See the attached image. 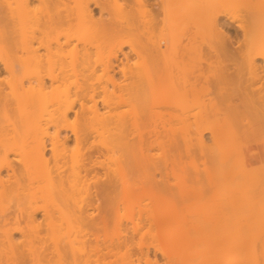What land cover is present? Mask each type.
<instances>
[{
    "label": "bare ground",
    "instance_id": "1",
    "mask_svg": "<svg viewBox=\"0 0 264 264\" xmlns=\"http://www.w3.org/2000/svg\"><path fill=\"white\" fill-rule=\"evenodd\" d=\"M0 64V264H264V0H0Z\"/></svg>",
    "mask_w": 264,
    "mask_h": 264
},
{
    "label": "rangeland",
    "instance_id": "2",
    "mask_svg": "<svg viewBox=\"0 0 264 264\" xmlns=\"http://www.w3.org/2000/svg\"><path fill=\"white\" fill-rule=\"evenodd\" d=\"M36 5H37V3H36ZM96 12H97V9H96ZM161 45L164 46V45H165V42H162ZM2 68H3V67H2V65L0 64V70H1ZM225 145H226V144H224V146H225ZM224 146H219V147L222 148V147H224ZM219 147H218V148H219ZM220 148H219V149H220ZM156 152H158V150H157ZM218 160H219V158L217 159V161H218ZM179 162H180V159H179ZM200 162H201V161H200ZM202 162H204V161L202 160ZM219 162H220V161H219ZM200 164L202 165V163H200ZM203 165H204V163H203ZM203 165H202V167L200 166L201 169L203 168ZM217 166L220 167V165H217ZM217 166H216V167H217ZM252 166H254V165H252ZM216 167H215V168H216ZM218 167L216 168V171H215L216 173H219V172H220V170H218V169H219ZM225 168H226V167H225ZM254 168L258 169L257 167H253L252 169H254ZM226 169L228 170L229 167L226 168ZM250 169H251V168H250ZM218 175H219V178H221V177H220V174H217V177H218ZM217 179H218V178H217ZM204 180H205V179H204ZM219 181H221V179H220ZM205 182H206V181H205ZM205 182H204V183H205ZM204 183H203V184H204ZM208 183H210V182L208 181ZM208 183H207V184H208ZM217 183H218V181H217ZM217 183H215V184H217ZM203 184H202V185H203ZM204 185H205V184H204ZM206 186H207V185H206ZM208 186H211V184H208ZM208 186H207V188H208ZM204 187H205V186H204ZM215 187L220 188L219 185H218V186L214 185V188H215ZM209 189H210V188H209ZM209 189H208V190H209ZM205 190H207V189H205ZM211 190H213V188L210 189V191H208L210 194H212V191H211ZM216 190H217V189H216ZM217 192H218V191H217ZM251 192H252V190H251ZM209 193L206 194V193L204 192V195H205L204 197H207V195H209ZM214 193H215V192H214ZM214 193H213V194H214ZM221 193H222V192H221ZM221 193H220V194H221ZM218 194H219V193H218ZM218 194H217V195H218ZM255 194H256V193H255ZM217 195H216V196H217ZM223 195H224V194H222L221 196H223ZM209 196H210V195H209ZM214 196H215V195H214ZM224 196H225V195H224ZM224 196H223V197H224ZM251 196H252V195H251ZM204 197H202V200H201V201L199 200L200 202L198 201V203H202L203 200H205V201L203 202V203H205L207 200L204 199ZM210 197H211V196H210ZM210 197H209V198H210ZM225 197H226V196H225ZM235 197H236V196H235ZM213 198H214V197H213ZM217 198H220L219 200H222V199H221L222 197H220V195H219V197L217 196ZM232 198H233V197H232ZM253 198H254V199L257 198L256 201H262V202H263V200H260V199H259L260 197H259L257 194H256V196H254ZM224 199H225V198H224ZM250 199H251V197H250ZM258 199H259V200H258ZM214 200H215V199H214ZM217 200H218V199H217ZM226 200H227V199H226ZM226 200H223V201H226ZM234 200H235V199H234ZM236 200H237V199H236ZM252 200H253V199H252ZM209 201H210V199H209ZM250 201H251V200H250ZM216 202H217V201H216ZM220 202H221V201H220ZM254 202H255V201L250 202V205H249V206H251V208H252V209H250V211H247L248 209H247V208H244L243 206H242V207L239 206V205L237 206V207H241V208H243L244 210L247 209V210L245 211L246 213L243 211V209H241L242 212L244 213V216L247 215V216H245V218L247 217L246 219L252 218L251 216L248 218L249 213H252L251 211H256L257 213L261 212V211L259 210V205H258V204H261V202H260V203H258V202H255V203H254ZM191 203H192V202H191ZM193 203H194V201H193ZM193 203H192V204H193ZM208 203H209V202H208ZM224 203H225V202H224ZM256 203H258V204H256ZM218 204H219V203H218ZM222 204H223V202H222ZM222 204H221V205H222ZM227 204H228V203H227ZM237 204H238V202H237ZM205 205H206V204H205ZM224 205H225V204H224ZM230 205H232V204H230ZM234 205H235V204H234ZM261 205L263 206V204H261ZM179 206H180V205H179ZM247 206H248V205H247ZM247 206H246V207H247ZM262 206H261V207H262ZM208 207H209L208 210H210V211L213 209V208L210 209L211 206H209V204H208ZM225 207H227V206L225 205ZM225 207H222L223 210H222L221 212H223L224 210H226L227 212H229V213H227V215L231 216L230 212H231L232 210L229 208V207H231V206H228V207H227V208L230 209V211H228L227 209H224ZM234 207H236V206H234ZM237 207H236V208H237ZM261 207H260V209H261ZM216 208H217V207H215V209H216ZM218 208H219L218 210H219V212H220V206H219ZM249 208H250V207H249ZM239 209H240V208H239ZM239 209H238V210H239ZM213 210H214V209H213ZM213 210L211 211V213H212V212H213V213L215 212V211H213ZM234 210H235V209H234ZM236 210H237V209H236ZM236 210H235V211H236ZM262 210H263V209H262ZM210 211L208 212V214L211 216L212 214L210 213ZM226 211H224V212H226ZM239 211H240V210H239ZM258 211H259V212H258ZM248 212H249V213H248ZM235 213H236V212H235ZM243 213H241V214L239 213V214H240V215H239V214H238V211H237L236 214H237V216H240V217L242 216V217H243ZM247 213H248V214H247ZM262 213H263V212H262ZM262 213H261L260 216H263V215H264V214L262 215ZM255 214H256V213H255ZM219 215H220V217H221V214H220V213H219ZM257 215H258V214H257ZM205 216H206V215H205ZM205 216L203 215L202 217L205 218ZM207 216H208V215H207ZM224 216H225V215H224ZM229 216H227V217H229ZM252 216H253V215H252ZM40 217H41V215H40ZM202 217H201V218H202ZM208 217H209V216H208ZM213 217H214V215H213ZM213 217H212V219H214ZM227 217H226V218H227ZM234 217H235V216H233V218H234ZM257 217H258V216H257ZM257 217H256V218H257ZM209 218H210V217H209ZM223 218H225V217H223ZM223 218H222V219H223ZM230 218H231V217H230ZM237 218H238V217H237ZM237 218H236V219H237ZM256 218H255V219H256ZM262 218H263L262 220H264V216H263ZM206 219H207V217H206ZM236 219H234V220H236ZM246 219H245V220H246ZM202 220H203V219H202ZM207 220H209V219H207ZM207 220H205V221H206V222H210V221H207ZM218 220H219V219H217V221H218ZM220 220H221V218H220ZM225 220H226V221L228 220V222H227L228 224H226V222H224L225 225H227V226L229 225V222H230V224L232 223L231 220L234 221L232 218H231V220H229V218H227V219H225ZM238 220H239V219H238ZM242 220H243V219H241V221H242ZM245 220H243L242 222H244ZM256 220H257V219H256ZM256 220L253 219L252 222L255 223ZM258 220H260V219L258 218ZM258 220H257V222H259ZM214 221H215V220H214ZM236 221H237V220H236ZM239 221H240V220H239ZM249 221H251V219L248 220V222H249ZM260 221H261V220H260ZM218 222H219V221H218ZM221 222H222V221H221ZM221 222H219V223H221ZM252 222H251V225L253 224ZM201 223H203V225H206V223L203 222V221H201ZM212 223H213V222H212ZM237 223H239V222L237 221ZM246 223H247V221H246ZM246 223L244 222V223H242V225L239 224V225H240L239 227L241 228V232H240L239 235H241V233L245 232V229H246V225H245V224H246ZM249 223H250V222H249ZM262 223H263V221H262ZM262 223H259L258 225H260V224H261V225H264V224H262ZM207 224L210 225L209 223H207ZM214 224H215V223H214ZM214 224H213V225H214ZM222 224H223V223H222ZM222 224H220V226H221ZM232 224H234V223H232ZM232 224H231L230 226H233ZM235 224H236V223H235ZM243 224L245 225L244 230L242 229ZM203 225H202V226H203ZM208 225H206V226L208 227ZM254 225H255V224H254ZM256 225H257V223H256ZM227 226H224V228H225V227L227 228ZM235 226H236V225H235ZM249 226H250V225H249ZM203 227H204V226H203ZM213 227H214V226H213ZM221 227H222V226H221ZM221 227H219V225H218V227H217L216 229H217V230H218V229L220 230ZM253 227H255V228H253ZM205 228H206V227H205ZM209 228H210V226H209ZM209 228H206V229L208 230ZM211 228H212V227H211ZM211 228H210V229H211ZM224 228H222L223 232H225ZM234 228H235V227H234ZM250 228H251V229H250ZM256 228H258V227H256V226H252V227H249V230H248V227H247V230L250 231V232L253 231L254 234H255V231L257 232V229H256ZM261 228H262V226H261ZM206 229H205V231H206V233H208ZM213 229H215V228H213ZM229 229H230V228H229ZM231 229H232V228H231ZM219 230H218L217 232L220 233V231H221V233H223L222 230H220V231H219ZM227 230H228V228H227ZM235 230H236V229H235ZM237 230H240V229H237ZM237 230H236V231H237ZM242 230H243V232H242ZM254 230H255V231H254ZM259 230H260V229H259ZM213 231H214V230H213ZM215 231H216V230H215ZM263 231H264V230H263ZM210 232H211V231H210ZM217 232H216L215 235L218 234ZM229 232H230V231H229ZM232 232H233V231H232ZM211 233H212V232H211ZM213 233H214V232H213ZM213 233H212V234H213ZM230 233H231V232H230ZM234 233H235V232H234ZM238 233H239V232H238ZM246 233H247V232H246ZM246 233H243V235L245 234V236H246ZM258 233H259V232H258ZM212 234H211V236H212ZM223 234H224V233H223ZM228 234H229V233H228ZM247 234L251 235L249 232H248ZM261 234H262V232H261ZM206 235H207V234H206ZM213 235H214V234H213ZM221 235H222V234H220V236H221ZM226 235H227V233L225 234V236H226ZM234 235H235V234H234ZM236 235L238 236V234H236ZM243 235H242V236H243ZM249 235H248V236H249ZM217 236H218V235H217ZM223 236H224V235H223ZM242 236H241V237H242ZM252 236H253V235H251V237H252ZM255 236H256V235H255ZM255 236H253V237H255ZM258 236H260V235L258 234ZM258 236H257V237H258ZM263 236H264V235L262 234V237H261V238H263ZM213 237H214V236H213ZM228 237H229V236H228ZM232 237H233V236H232ZM232 237H231V239H232ZM251 237H250V238H251ZM219 238H220V237H219ZM222 238H223V237H222ZM233 238H234V237H233ZM238 238H240V237H238ZM238 238L235 237V239H238ZM242 238H243V237H242ZM245 238H246V237H245ZM261 238H260V239H261ZM248 239H249V237L247 238V240H248ZM255 239H256V237H255ZM258 239H259V237H258ZM260 239H259V240H260ZM226 240H227V239H226ZM229 240H230V238H229ZM229 240H227V241H228L229 243H231ZM233 240H234V239H233ZM250 240H251V239H250ZM259 240H258V241H259ZM218 241H219V240H218ZM223 241H224V240H223ZM258 241H256V243H253V245L255 244V248L257 247L256 249H257V250H260V249H258V247L261 245V244H260L261 241H259V243H258V244H260V245H257V242H258ZM228 242H226V244H227ZM234 242H235V240H234ZM247 242H248V241H247ZM252 242H253V241H252ZM216 243H217V242H216ZM229 243H228V244H229ZM261 243H262V246L264 247V245H263L264 242H261ZM249 244H250V243H249ZM249 244H248V245H249ZM224 245H225V244H224ZM250 246H251V245H250ZM252 247H253V246H252ZM260 247H261V246H260ZM253 249H254V248H253ZM263 250H264V249H263ZM257 252L259 253V251H257ZM262 252H263V251H262ZM260 253H261V251H260Z\"/></svg>",
    "mask_w": 264,
    "mask_h": 264
}]
</instances>
